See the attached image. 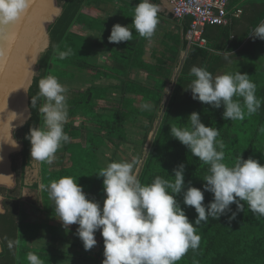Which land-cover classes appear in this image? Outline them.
I'll return each mask as SVG.
<instances>
[{"label": "trees", "instance_id": "16d2710c", "mask_svg": "<svg viewBox=\"0 0 264 264\" xmlns=\"http://www.w3.org/2000/svg\"><path fill=\"white\" fill-rule=\"evenodd\" d=\"M62 6V14L49 25L50 45L41 54L38 60V71L29 88V107L31 117L24 126L14 131V137L23 145L21 162L13 158V170L17 176V186L14 189L0 188L5 197L3 204L5 213H0V264H28L26 254L31 251L36 253L43 264H57L59 261L83 260L94 264H102L105 258L104 242L98 252L85 251L84 253H69L56 248L53 251L47 248L35 249L29 247V241L39 236L40 230L47 229L54 242L65 239L62 231L56 225L31 222L26 219L22 210L20 198L16 195L23 190L25 185V172L32 165L31 144L26 135L31 127L43 126V118L38 107L44 102L41 97L37 108L31 106V97L39 92L38 82L47 75L60 79H73L76 71H85L97 68L94 64L95 47L102 44L89 37L74 32L77 23H84L91 29L99 32L104 30L106 21L94 18L83 13L86 5L113 2L114 0H58ZM235 8H241L239 17L232 15ZM230 14L229 23L226 25H207L204 29L206 47L188 45L187 39L182 38L181 47L186 51L184 59L162 60L155 66L145 63L142 59L134 58V43L121 42L114 44L118 51L113 52L112 63L108 65L107 72L117 74L125 84L129 81L132 70L144 68L150 74L153 86L149 91H142L131 80L133 89L125 94L142 95L143 98L153 101V107L140 108L135 105V98H130L131 103L119 107L107 108L103 113L96 111L95 100L104 98L96 87L85 92H74L67 96L68 117H80L81 123L66 122L64 131L70 137L65 143V152L69 153L70 166H65L56 171H49L47 162L42 165V183L47 186L50 181L58 180L64 176H72L82 186L86 198L96 202L104 200L106 194L103 189V177L97 173L106 166H100L98 159L103 147L111 143L116 149L121 145H136V155L142 161L137 177L142 184H149L156 176L173 180V169L184 164L185 190L191 186L200 188L206 183L203 179L209 174V165L204 164L191 154L190 150L170 135L171 125L184 127L188 125V117L192 112L200 114L201 122L205 126L216 127L220 130L218 140L225 144L224 162L233 166L238 157L248 159L252 157L264 165V61L260 60L261 52L258 45H264V40L253 39L249 34L261 20H264V0H228ZM192 18L186 17L182 23L184 36L191 25ZM59 45L61 51L71 48L72 55L60 60L53 51V46ZM112 51V49H111ZM176 54L175 56H177ZM227 57V58H225ZM237 59L241 60L240 67L229 69ZM260 60V61H258ZM181 63L178 71L177 66ZM261 63V65H260ZM193 66H203L213 76L224 73L240 71L247 73L256 84V96L261 99L260 109L253 115L245 116L242 121H231L222 118L223 106L219 109L204 104L192 98L191 90L187 89L191 83L190 69ZM171 86L166 102L167 88ZM106 91V90H105ZM105 94V93H104ZM107 94V93H106ZM242 99V98H234ZM84 118V119H83ZM131 125V126H130ZM130 129H139L142 133L140 139H132ZM134 133V130L132 131ZM153 136L147 149L144 146L150 133ZM136 133V132H135ZM85 135V136H84ZM79 138L81 141H72ZM84 142L85 145H84ZM113 160V157L111 158ZM96 164V168L91 165ZM38 188V183L32 185ZM204 204L213 199V194L204 192ZM42 211L56 215L54 202L49 198L48 192H42ZM181 208L184 209L189 220L194 222L197 217L195 209L183 204V192L176 196ZM244 203V210L237 212L236 218L229 221V216L219 219L209 217L207 222H201L197 227V234L201 236L199 248L189 251L177 261L176 264H264V217L253 214ZM103 204H101V208ZM236 212V204L230 205ZM24 209V208H23ZM23 214V215H22ZM9 242L12 247L9 248ZM18 242V243H17Z\"/></svg>", "mask_w": 264, "mask_h": 264}, {"label": "clouds", "instance_id": "9594fccd", "mask_svg": "<svg viewBox=\"0 0 264 264\" xmlns=\"http://www.w3.org/2000/svg\"><path fill=\"white\" fill-rule=\"evenodd\" d=\"M31 5L32 0H0V26L21 19ZM159 11L152 0H139L134 7L132 25L140 37L154 36L160 23ZM249 35L264 40V20ZM132 38L129 26L117 23L112 26L108 41L119 44ZM53 51L60 60L72 55L71 48L61 51L59 45H54ZM189 74L194 77L187 88L192 98L215 109L223 106L225 120L242 121L261 107L262 101L256 96L257 86L247 73L237 71L213 76L206 67L193 66ZM38 88V94L31 97V106L37 108L40 98H44L37 108L43 126L31 127L25 138L31 144L32 160L51 163L57 151L70 140L64 131L68 120V89L53 75L41 78ZM188 122L184 127L171 125L170 135L209 165L203 191L190 182L185 190L184 164L173 169V180L156 176L151 183L142 184L136 173L139 157L131 162H110L97 173L103 177L106 194L102 208L95 200L86 198L82 186L72 176L52 180L47 186L40 185L54 202L62 226L66 229L73 224L79 226L76 235L85 251L96 245L95 233L100 230L105 257L102 264H176L189 249L199 248L201 236L196 226L207 222L209 217L219 219L228 213H231L229 221L234 220L237 212L244 210L241 202H246L253 214L264 217V165L252 157L245 160L239 156L233 166H228L224 162L225 144L217 139L220 130L205 126L197 112L189 115ZM10 144L13 148L19 146L16 141ZM0 177L12 180L11 175L0 174ZM205 191L213 194L207 205L203 203ZM181 192L183 204L198 214L194 222L176 199ZM233 203L236 212L230 207ZM26 258L28 264H43L34 252L29 251Z\"/></svg>", "mask_w": 264, "mask_h": 264}, {"label": "crops", "instance_id": "0c3cea01", "mask_svg": "<svg viewBox=\"0 0 264 264\" xmlns=\"http://www.w3.org/2000/svg\"><path fill=\"white\" fill-rule=\"evenodd\" d=\"M153 3L159 6L158 17L160 23L157 26L156 32L151 39H145L140 37L139 34L135 31L132 22H133V14L134 7L139 3V0H114L113 2L94 4V5H86L83 8V13L90 17L94 18H102L106 21L104 30L99 32L95 29H91L84 23H77L74 26V32L89 37L94 41L100 42L102 45L95 47L94 53V64L97 68L89 69L85 71H76L73 79H60L59 82L65 85L68 89L67 96L72 95L74 92L82 93L86 90L96 87L99 88L98 91L105 96L104 98H97L95 100L96 111L103 113L107 108L119 107L124 103V105H129L131 103L130 98H135V105L144 109L153 107V101L143 98L142 95H132L125 94L122 96L123 92H129L133 89V84L131 80L134 81L138 88L142 91H149L150 87L153 86V81L150 79V74L144 68L132 70L129 74V81H126L125 84L122 83L121 78L117 74H110L107 72L108 65L112 63L113 52H116L118 49L114 46V43H109L108 36L111 33L112 26L114 24H121L122 26H129V28L133 32V38L131 41L136 40L134 43V49L136 50L134 53V58L142 59L145 63H148L152 66H155L162 60H173L184 59L186 51L182 49L181 42L182 38H186L184 36V31L182 27V23L184 19L178 20L173 17L171 12V4L168 0H152ZM188 47V43H187ZM112 49V51H111ZM178 54L177 56H175ZM181 67V63L178 64L177 69ZM106 90V91H105ZM171 91V86L167 88V94L163 98V102H166ZM105 93V94H104ZM107 93V94H106ZM130 97V98H129ZM84 119V118H83ZM82 118L80 117H68L67 122H74L76 125L81 123ZM131 126V125H130ZM131 134L135 129H130ZM134 134H137V132ZM85 136V135H84ZM72 141H81V139L76 138L72 139ZM86 142H84L85 145ZM131 148H128V144L121 145L119 149H116L111 143L108 144L107 147L102 148V152L99 154L98 162L100 166H106L108 163L113 161H122L127 158V150H131V155H136L137 146L133 144ZM64 144L55 154L56 158L47 164V168L49 171H56L65 166H70L71 162L69 160V153L65 152ZM113 157V160L111 158ZM129 159V158H128ZM131 161V160H130ZM142 162V161H141ZM41 162H38V165ZM142 164V163H141ZM41 165H39V168ZM41 170V169H40ZM40 173V171H39ZM41 176L39 175L38 180V188H34L33 190H37L39 194V198H35L34 201L28 202V205L32 208L30 213L32 220H28L31 222L37 223H46L49 225H56L62 231H60L61 235L65 239L58 240L54 242L52 240V236L50 232L45 230H40L39 236L35 239L30 240L29 247L35 249L47 248L49 250H54L56 248L63 249L66 252L77 254L82 253L84 249L83 242L76 235V230L79 227L77 224L70 225L67 229L62 226V222L58 219L57 215H51L46 212H43L41 209L43 207V198H42V190L40 185ZM32 184H29L28 189H32ZM104 200L98 201V203H103ZM40 203V204H39ZM25 210V208H24ZM26 214V213H25ZM100 230H97L95 236L99 238ZM101 241V240H100ZM100 250V245L98 243L97 248H92L91 251L98 252ZM90 261L86 264H89ZM57 264H85L83 260H66L59 261ZM91 264H94L91 262Z\"/></svg>", "mask_w": 264, "mask_h": 264}, {"label": "water", "instance_id": "95a60500", "mask_svg": "<svg viewBox=\"0 0 264 264\" xmlns=\"http://www.w3.org/2000/svg\"><path fill=\"white\" fill-rule=\"evenodd\" d=\"M58 0H32L16 22L0 26V186L16 185L12 153L23 145L14 137L31 117L29 88L38 71V60L50 45L49 25L62 14ZM19 145L13 148L10 143ZM11 183V187H9ZM0 193V213H5ZM2 245L0 241V252Z\"/></svg>", "mask_w": 264, "mask_h": 264}, {"label": "built area", "instance_id": "2783aa9c", "mask_svg": "<svg viewBox=\"0 0 264 264\" xmlns=\"http://www.w3.org/2000/svg\"><path fill=\"white\" fill-rule=\"evenodd\" d=\"M171 4V12L174 18L181 20L192 18L191 25L186 34L188 45L206 47L204 29L207 25H226L230 11L228 0H168ZM241 8H235L232 15L239 17Z\"/></svg>", "mask_w": 264, "mask_h": 264}, {"label": "rangeland", "instance_id": "374dc122", "mask_svg": "<svg viewBox=\"0 0 264 264\" xmlns=\"http://www.w3.org/2000/svg\"><path fill=\"white\" fill-rule=\"evenodd\" d=\"M264 43V42H263ZM257 48L258 49H260V50H264V45H258L257 46ZM238 61H235L233 64H231L229 67V69L231 70V69H235L236 70V68L237 67H240V65H241V60H239V59H237ZM260 60L261 61H264V52H261V56H260ZM260 60H258V61H260ZM260 65H261V63H260ZM75 74H76V72H75ZM139 129H135L134 130V132H137V134H134V133H132L131 134V137H132V139H140L141 137H142V133H140V131H138ZM152 136H153V132H151L150 133V135H149V137H148V139H147V142H146V144H145V146H144V150L145 149H147V147H148V145L150 144V142H151V139H152ZM130 144V143H129ZM128 144V148H131V145H129ZM127 150V158L125 157L124 159L125 160H127V161H129V162H131L132 160H133V158H135V157H138V155H134V154H130L131 153V150H129L128 151V149H126ZM137 151H138V148H137ZM20 154H21V150L20 149H17L16 151H14L13 153H12V155H11V157H12V159L13 158H16L17 159V162L20 164V162H21V156H20ZM129 158V159H128ZM131 160V161H130ZM12 162H13V160H12ZM141 161L139 162V164L136 166V173L138 174V171H139V169H140V167H141ZM48 164V163H47ZM39 165H41V163H39ZM39 165H38V161H34V160H32V165L30 166V167H28L27 169H26V172H25V185H26V187L23 189V190H21V191H19V189H18V192H17V196L20 198V201H22L21 202V207H22V210H24L23 208H25V215H26V219L27 220H32V218L33 217H31V215H30V213H31V211H32V208L29 206L30 205V202L31 201H34L35 200V198L37 197V198H39V196H37V194H39L38 193V191L37 190H33V189H28V186H30L29 184H32V183H36V182H38V180H39V175L41 176V178L43 177V171H42V165H41V167L39 168ZM91 165L94 167V169L96 168V164H94V163H91ZM41 169V170H40ZM39 171H40V173H39ZM15 178H16V185L14 186V187H12V188H8V187H6V186H0V188L1 187H5L6 189H14L16 186H17V176H15ZM41 183H42V179H41ZM42 192H43V190H42ZM1 193V192H0ZM2 194V193H1ZM3 195V194H2ZM28 202H29V205H28ZM40 204V203H39ZM100 205H101V203H99ZM103 204V203H102ZM4 205V204H3ZM5 208V207H4ZM23 215V214H22ZM99 238H100V240H102V235H101V233H100V235H99ZM95 239H96V241H97V243H96V245L93 247V248H97V245H98V243H99V245H100V243H101V241L99 240L98 241V236H95ZM29 245V244H28ZM100 248H101V245H100ZM92 250V249H91ZM85 252V249H83L82 250V253H84ZM89 262V261H88ZM87 262H85V264H86ZM89 264H91V262L89 263Z\"/></svg>", "mask_w": 264, "mask_h": 264}]
</instances>
